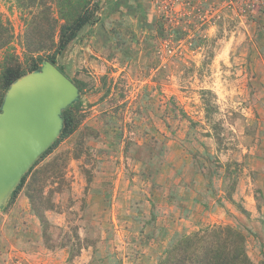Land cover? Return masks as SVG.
Wrapping results in <instances>:
<instances>
[{
  "label": "rangeland",
  "instance_id": "1",
  "mask_svg": "<svg viewBox=\"0 0 264 264\" xmlns=\"http://www.w3.org/2000/svg\"><path fill=\"white\" fill-rule=\"evenodd\" d=\"M0 16V76L56 54L81 84L75 129L0 204V264H158L214 224L264 263V0H0ZM79 16L96 22L58 53Z\"/></svg>",
  "mask_w": 264,
  "mask_h": 264
},
{
  "label": "water",
  "instance_id": "2",
  "mask_svg": "<svg viewBox=\"0 0 264 264\" xmlns=\"http://www.w3.org/2000/svg\"><path fill=\"white\" fill-rule=\"evenodd\" d=\"M79 92L76 83L51 61L10 84L0 110V127L7 113L16 110L14 103L20 99L24 101L23 109L34 113L35 121L29 131L16 135L8 150H0V204L60 135L64 127L63 111Z\"/></svg>",
  "mask_w": 264,
  "mask_h": 264
},
{
  "label": "trees",
  "instance_id": "3",
  "mask_svg": "<svg viewBox=\"0 0 264 264\" xmlns=\"http://www.w3.org/2000/svg\"><path fill=\"white\" fill-rule=\"evenodd\" d=\"M95 22L96 18L88 21L86 18L79 16L75 20V25L71 30L66 24L61 25L58 53L60 51L63 52L74 39L76 30L82 28L85 24L93 26ZM10 37V29L5 25L0 16V48H4L10 43ZM49 60L55 64L57 62V55L52 54ZM40 67L39 63L34 64L28 69L22 68L19 64H8L3 67L0 76V110L10 84L24 74ZM60 69L66 73L63 68L60 67ZM80 85L79 82L76 83V86L81 89ZM63 117L64 127L61 134L62 137L69 135L77 124V120L74 118L73 106H68L63 111ZM24 181L25 177L18 186L16 193ZM178 238L165 251L158 264H254L248 255L246 233L242 229L232 225H209L199 231L185 233Z\"/></svg>",
  "mask_w": 264,
  "mask_h": 264
},
{
  "label": "bare ground",
  "instance_id": "4",
  "mask_svg": "<svg viewBox=\"0 0 264 264\" xmlns=\"http://www.w3.org/2000/svg\"><path fill=\"white\" fill-rule=\"evenodd\" d=\"M20 102H23L24 104L23 100H16L14 103V108L16 110L12 114L7 113V117L0 127L1 151L5 149L8 150L14 144L13 139L16 137V135L29 131L31 129L32 122L35 121L34 113L31 114L28 109L23 110L24 107H21V104H19ZM24 118H27L26 124H22V120ZM29 134L31 133L29 132Z\"/></svg>",
  "mask_w": 264,
  "mask_h": 264
}]
</instances>
